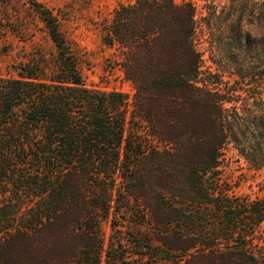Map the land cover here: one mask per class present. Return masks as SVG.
<instances>
[{
  "label": "trees",
  "instance_id": "1",
  "mask_svg": "<svg viewBox=\"0 0 264 264\" xmlns=\"http://www.w3.org/2000/svg\"><path fill=\"white\" fill-rule=\"evenodd\" d=\"M202 1L234 86L209 85L195 2L133 0L109 26L132 98L86 85L42 4L0 5V41L23 9L50 45L0 74V264H264V199L222 174L229 149L264 168V0Z\"/></svg>",
  "mask_w": 264,
  "mask_h": 264
},
{
  "label": "rangeland",
  "instance_id": "2",
  "mask_svg": "<svg viewBox=\"0 0 264 264\" xmlns=\"http://www.w3.org/2000/svg\"><path fill=\"white\" fill-rule=\"evenodd\" d=\"M8 0H0V5ZM34 1L42 4L57 17L61 31L72 50L80 59L83 79L89 87L104 91H118L132 98L135 90L126 80L119 65V50L116 45L109 44V26L114 9L121 3L133 0H11L25 9ZM181 3L184 0H176ZM186 1V0H185ZM197 8L199 25V45L205 60V71L211 88L227 89L234 86L237 79L226 72L225 62L221 56L210 46L211 35L203 27L202 18L207 15L206 3L202 0H192ZM226 0H217V3L208 5L223 6ZM21 9L15 13V20L29 21V31L24 33H9L6 40L0 41V50H8L7 56L0 59V74H6L11 66L28 58L35 48L45 51L50 49L46 39L43 24L36 17H28ZM222 64V65H221ZM207 75V74H206ZM213 83V84H212ZM223 178L231 185V194L249 196L252 199H264V168L253 169L236 151L229 149L222 165ZM107 239L111 228L106 225Z\"/></svg>",
  "mask_w": 264,
  "mask_h": 264
}]
</instances>
